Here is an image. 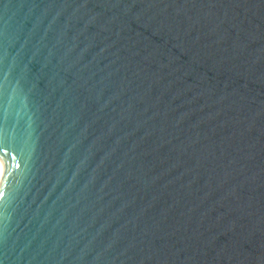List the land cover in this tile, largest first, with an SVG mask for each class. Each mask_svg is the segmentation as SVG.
<instances>
[{"label": "water", "instance_id": "obj_1", "mask_svg": "<svg viewBox=\"0 0 264 264\" xmlns=\"http://www.w3.org/2000/svg\"><path fill=\"white\" fill-rule=\"evenodd\" d=\"M0 264H264V0H0Z\"/></svg>", "mask_w": 264, "mask_h": 264}, {"label": "bare ground", "instance_id": "obj_2", "mask_svg": "<svg viewBox=\"0 0 264 264\" xmlns=\"http://www.w3.org/2000/svg\"><path fill=\"white\" fill-rule=\"evenodd\" d=\"M2 176H3V167L2 164L0 163V182L2 180Z\"/></svg>", "mask_w": 264, "mask_h": 264}]
</instances>
